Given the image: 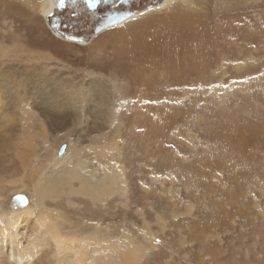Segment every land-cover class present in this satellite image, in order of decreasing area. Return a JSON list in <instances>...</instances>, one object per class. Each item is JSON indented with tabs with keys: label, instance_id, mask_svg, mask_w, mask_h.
Here are the masks:
<instances>
[{
	"label": "rangeland",
	"instance_id": "obj_1",
	"mask_svg": "<svg viewBox=\"0 0 264 264\" xmlns=\"http://www.w3.org/2000/svg\"><path fill=\"white\" fill-rule=\"evenodd\" d=\"M39 2L0 0V204L58 162L124 186L44 199L61 241L0 229V264H264V0H177L86 46Z\"/></svg>",
	"mask_w": 264,
	"mask_h": 264
},
{
	"label": "bare ground",
	"instance_id": "obj_2",
	"mask_svg": "<svg viewBox=\"0 0 264 264\" xmlns=\"http://www.w3.org/2000/svg\"><path fill=\"white\" fill-rule=\"evenodd\" d=\"M68 1L69 0H41V2H39L40 4L39 12L40 14H42V17L46 20V24L49 30L53 33L55 37H57L60 40L66 41V42H71V43H76L78 45L86 46L88 45L89 41L76 40L74 38H70L69 36L61 35L58 33L59 32L58 30H55L56 27L54 25L53 19L59 13H62L65 11V6L68 3ZM89 1H90L89 2L90 6L92 7V5H94L98 0H89ZM155 1L156 0H100L99 3L101 7L106 5L105 8H108V16L105 17L106 19L105 21L104 17L101 14L103 11L102 12L98 11L96 15H93L92 9H91L92 23H90V26H92V29L93 28L96 29V31H95V34L93 32L90 34V36L94 35L96 37L99 34H102L103 32H106L108 30H112L115 28H119L130 21L132 22V21L137 20L138 18H142L141 17L142 15H147L152 12L159 11V10L160 11L165 10L168 7H170L172 4L177 2V0H159L157 3L154 4ZM131 3H140V6L138 7V9L141 6H145V5L146 6L139 10L137 9L136 11L129 13L128 11L125 10V7L130 6ZM89 15H90V10H89ZM51 17H52V23L51 21H49ZM71 35H75V34H71ZM43 95L44 94H42L40 97L37 98L38 101H36V103L38 105H41L42 103H45V101H47ZM1 104L2 103L0 100V105ZM114 146L115 145L113 141H111L109 143V147L102 148V153L106 155L108 151H110V149H112ZM71 153H72V150L71 149L68 150L69 159L73 157ZM22 154H23V151H22ZM65 158L67 157L65 156ZM2 159L0 160V176L5 174L4 167L6 166V164H4L5 162H3ZM59 166H61L60 162L52 165L53 169L40 172V175H38L39 177H38L37 182H35L36 184L34 187L36 199L34 200L28 199L27 200L28 204L26 206H22V207L15 206V203H14L15 198L13 197H16L17 195L12 196L13 199L11 198L10 202L7 203L6 208L2 204H0V229L3 230V232L7 234L6 237L8 238H12V237L14 238L15 235L23 237L21 238L20 242H16L17 251L26 250V249L29 250L31 246L35 244L34 242H37L38 239H41L47 236H50V237L54 236L56 239H58V241H61L59 240L61 239L59 238L61 236H59L56 226H54L55 225L54 222H52L51 220H46L45 217L43 218V215H42L43 213L39 212V210H41L40 207L42 206L41 204L44 199L46 198L52 199V198H55V196H62V195H66L67 197L69 196L70 198V196L72 195L81 194L87 197L89 200L93 199V200L102 201V197L104 195H110V194H113L114 192L122 193L123 191L122 186H124V181H123L124 173H123L122 168L118 166H110L109 168L104 169L102 177L98 180L94 178V173L92 171L85 170L86 172L85 171L84 172L87 173L86 175L82 171H80V173L76 172V170L72 169V166H70L67 169L65 168L64 170H59V168H61ZM92 177L94 178V180L92 179ZM76 181L78 184L77 186L74 184V182ZM115 185H118L117 186L118 189L115 188ZM37 222H39L40 225H36L35 223ZM30 223H33L35 225L34 230H28ZM9 241L13 242L14 240L13 241L9 240ZM130 254L134 258L136 257L135 251L131 252ZM131 256H129L130 259L133 258Z\"/></svg>",
	"mask_w": 264,
	"mask_h": 264
},
{
	"label": "flooded vegetation",
	"instance_id": "obj_3",
	"mask_svg": "<svg viewBox=\"0 0 264 264\" xmlns=\"http://www.w3.org/2000/svg\"><path fill=\"white\" fill-rule=\"evenodd\" d=\"M99 2L100 0L91 7L85 0H69L65 6V11L62 10L64 12L59 13L58 15L60 16L56 15L53 19L55 29L61 35L69 36L80 41L92 38L94 35L90 36V34L93 32L95 34L96 29H92V26H90V23H92L91 9L93 15H96L98 11H103L101 14L105 21V17L108 16V8H105L106 5L103 6L104 8L101 7Z\"/></svg>",
	"mask_w": 264,
	"mask_h": 264
},
{
	"label": "water",
	"instance_id": "obj_4",
	"mask_svg": "<svg viewBox=\"0 0 264 264\" xmlns=\"http://www.w3.org/2000/svg\"><path fill=\"white\" fill-rule=\"evenodd\" d=\"M89 5H90V1L89 0H85ZM136 5V6H135ZM93 6V5H92ZM140 6V3H131L130 6H126L125 7V10L128 11L129 13L131 12H134L138 9V7ZM146 6V5H145ZM145 6H141L139 9L145 7ZM137 7V8H136ZM138 9V10H139ZM49 21H51V19H49ZM56 30V29H55ZM97 34V33H96ZM14 203H15V206L16 207H22V206H26L28 204V201L26 199L25 196H23V194H20V195H17L15 197V200H14Z\"/></svg>",
	"mask_w": 264,
	"mask_h": 264
}]
</instances>
